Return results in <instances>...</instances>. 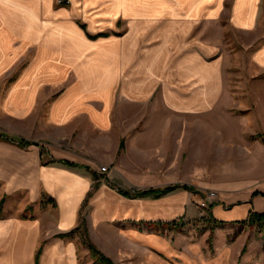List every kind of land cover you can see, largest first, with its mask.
<instances>
[{"label":"crops","instance_id":"crops-1","mask_svg":"<svg viewBox=\"0 0 264 264\" xmlns=\"http://www.w3.org/2000/svg\"><path fill=\"white\" fill-rule=\"evenodd\" d=\"M0 194L86 204L114 259L264 264V0H0ZM40 230L0 216V264H80Z\"/></svg>","mask_w":264,"mask_h":264},{"label":"rangeland","instance_id":"rangeland-1","mask_svg":"<svg viewBox=\"0 0 264 264\" xmlns=\"http://www.w3.org/2000/svg\"><path fill=\"white\" fill-rule=\"evenodd\" d=\"M225 41L227 43V47L231 51H235L240 48L241 46V37H238L236 34L232 33L228 28H226L225 31ZM13 139V138H12ZM20 142H25L26 144L29 143L26 140H20ZM105 165H101L99 167V170L101 172L107 171V166H105V170H101V167ZM173 186V185H172ZM164 188V187H163ZM212 194V192L210 193ZM4 195V196H3ZM0 194V216L3 215H17V217L21 219H36L41 222V230L40 235L37 239V249H36V258L38 259L39 254L42 250L43 245L54 239L55 237L61 238L63 240L71 239L76 243V245L79 248L78 251V261L80 264H100L98 263L97 259L93 257L92 251L89 248V245H93L96 249H98L101 253H103L105 256L110 258L115 264H142L140 260L138 259H130L126 258L125 254L117 251L118 257L116 259L109 256L108 252L103 249L101 244L97 243L94 240V235L90 233L89 225H88V219H87V211L85 209V205L82 207L80 212V222L77 226L73 227L71 230L63 232H55L54 231V219L56 217V210L49 209V208H42V207H35L31 205L24 206V204L17 203L14 199L10 200V198L6 194ZM53 207V206H52ZM33 208V209H32ZM33 212H32V211ZM37 210V211H35ZM49 210V212H48ZM199 222V221H198ZM187 227L190 228H196L197 230H200V228L203 227V223H195V222H189L187 224ZM209 224L207 225V229L209 231ZM264 229V223L258 224L255 226V231H252L254 233H257L256 235H251V237L259 236V232H261ZM207 231V232H208ZM218 232V229H214V232ZM22 239V237H21ZM19 239V240H21ZM262 243H261V241ZM257 241V240H256ZM104 245L109 246L108 242H102ZM113 244V243H112ZM262 244V245H261ZM112 246V245H111ZM113 246H115L113 244ZM259 251H258V250ZM261 249V250H260ZM257 254L259 252L261 254H264V235L260 237L257 241V246L254 250Z\"/></svg>","mask_w":264,"mask_h":264},{"label":"trees","instance_id":"trees-1","mask_svg":"<svg viewBox=\"0 0 264 264\" xmlns=\"http://www.w3.org/2000/svg\"><path fill=\"white\" fill-rule=\"evenodd\" d=\"M178 185L173 186H166L164 188H149V189H143L139 190L136 195H162L166 193L169 190H172L173 188L177 187ZM251 221H253V218L251 216ZM90 250L92 251L93 257H95L100 264H115L110 258L105 256L103 253H101L98 249H96L93 245H89Z\"/></svg>","mask_w":264,"mask_h":264},{"label":"built area","instance_id":"built-area-1","mask_svg":"<svg viewBox=\"0 0 264 264\" xmlns=\"http://www.w3.org/2000/svg\"><path fill=\"white\" fill-rule=\"evenodd\" d=\"M105 169H106L105 166H102V167H101V170H105Z\"/></svg>","mask_w":264,"mask_h":264},{"label":"bare ground","instance_id":"bare-ground-1","mask_svg":"<svg viewBox=\"0 0 264 264\" xmlns=\"http://www.w3.org/2000/svg\"><path fill=\"white\" fill-rule=\"evenodd\" d=\"M54 184V183H53Z\"/></svg>","mask_w":264,"mask_h":264}]
</instances>
